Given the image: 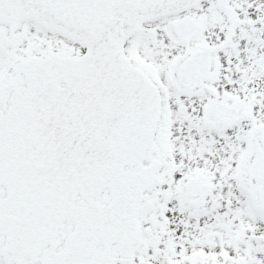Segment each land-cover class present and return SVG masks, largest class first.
<instances>
[{
    "label": "snow or ice",
    "instance_id": "snow-or-ice-1",
    "mask_svg": "<svg viewBox=\"0 0 264 264\" xmlns=\"http://www.w3.org/2000/svg\"><path fill=\"white\" fill-rule=\"evenodd\" d=\"M0 264H264V0H0Z\"/></svg>",
    "mask_w": 264,
    "mask_h": 264
}]
</instances>
